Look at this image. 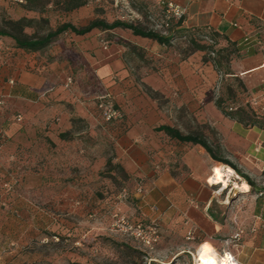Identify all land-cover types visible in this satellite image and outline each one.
<instances>
[{
    "label": "crops",
    "instance_id": "crops-1",
    "mask_svg": "<svg viewBox=\"0 0 264 264\" xmlns=\"http://www.w3.org/2000/svg\"><path fill=\"white\" fill-rule=\"evenodd\" d=\"M170 1L186 8L182 27L190 35L205 31L215 38L217 48L233 50L228 73L204 61L201 51L183 55L177 48L182 39L167 46L120 29L64 33L39 51L15 48L10 39L2 38L0 99L30 106L19 112L24 119L14 138L33 143L36 129L28 121L42 116L34 102L42 99L43 88L56 81L55 76L67 77L73 68H80L81 74L93 69L94 81L110 87L122 118L107 123L93 107L83 105L74 114L66 112V118L77 115L88 121L96 136L97 160L117 165L134 185L140 217L158 224L165 235L178 236L175 243L181 254L188 245L198 250L208 242L218 255L232 252L239 264H264V118L263 125L247 124L216 104L220 81L235 79L245 88L243 105L252 102L264 111V0ZM25 3L0 0V7L14 18L48 17L55 27L53 0L43 13L27 9ZM106 32L111 33L110 44ZM161 125L184 133H199L202 126L207 135L214 134L218 156L255 183L252 188L243 176L249 185L246 201L236 209L221 200L209 182L221 163L216 164L202 145L159 131ZM71 128L68 123L66 130Z\"/></svg>",
    "mask_w": 264,
    "mask_h": 264
},
{
    "label": "rangeland",
    "instance_id": "rangeland-1",
    "mask_svg": "<svg viewBox=\"0 0 264 264\" xmlns=\"http://www.w3.org/2000/svg\"><path fill=\"white\" fill-rule=\"evenodd\" d=\"M67 7L53 4L55 27L64 22L81 27L94 19L108 23L122 20L168 35L175 23L156 0H88L75 9ZM104 38L110 44L111 33L106 32ZM179 41L177 48L183 55L195 50L185 39ZM198 51L205 61L208 52ZM71 55L79 61L77 53ZM83 70L81 74L76 67L67 77L55 76L56 81L51 80L43 88L42 99L34 102L42 116L28 121L36 129L32 144L24 137L14 138L19 133L18 125L23 123L18 115L24 119L19 112L30 106L0 100L8 115L0 119V125L4 123L0 128V264H196L197 249L188 245L180 255L182 249L175 243L180 241L178 236L173 232L167 236L158 224L140 217L134 185L120 168L97 160L96 136L88 121L77 115L66 118V112L74 114L83 105L93 107L103 119L97 97L107 92L114 99L110 87L94 81L93 69ZM244 89L234 79L220 81L217 91L231 102L243 104L240 99ZM68 123L72 124L71 130H66ZM52 124L55 128L50 129ZM198 132L220 154L215 135H207L202 126ZM230 167L236 174L227 187L211 184L221 200L238 209L246 201V190L236 188L234 182H247ZM119 217L145 228L156 227L159 237L147 244L126 231L118 223Z\"/></svg>",
    "mask_w": 264,
    "mask_h": 264
},
{
    "label": "trees",
    "instance_id": "trees-1",
    "mask_svg": "<svg viewBox=\"0 0 264 264\" xmlns=\"http://www.w3.org/2000/svg\"><path fill=\"white\" fill-rule=\"evenodd\" d=\"M53 1L55 5H64L65 9L67 5L68 10L75 9L79 6L87 4L88 2V0ZM25 2L26 3L23 5L27 9L37 10L40 13H43L47 10L52 0H25ZM161 7L165 11V6L161 5ZM0 13V39L8 38L11 40L13 47L22 48L26 51H39L45 49L56 40H58V38L64 33L71 32L77 35H83L89 33L94 29L112 30L123 27L131 29L135 35L152 38L165 45L172 44L171 42L176 39H186L191 48L207 51L208 55H206L205 60H210L220 73L226 74L229 72L228 63L230 61V56L233 50L229 47L224 49L217 48L215 38L205 31L197 30L194 33L195 35H190L189 32L182 27L184 18L175 19V23L169 29L168 35H163L157 31L150 29L146 30L142 27L122 20H116L113 23H108L102 19H94L89 24L82 25L81 27H78L70 22H64L58 27H53L50 24V20L48 17L41 16L37 18L22 16L19 18H14L10 14V12L3 7H0ZM231 101L232 100H229V98L227 99L223 96H220L217 99L216 104L224 113L231 116L232 118L244 121L247 124L263 123H261V119L264 118V111H262L259 106L255 105L252 102L243 105ZM5 110V107L0 106V119L6 114ZM5 116L8 117V115ZM3 124L0 125V128L4 126ZM157 129L159 131H164L171 138L177 139L181 142L200 144L210 153L214 160H216L217 162H221L222 165H231L232 167H234V165H232V163H230L228 160L219 157L216 149H214L207 141V139L200 133H184L177 127H172L169 125H161ZM66 137H68V133H66ZM111 166H113L114 168H119L117 167V165ZM243 176L246 178L252 188H254L255 183L253 182V180L247 175Z\"/></svg>",
    "mask_w": 264,
    "mask_h": 264
},
{
    "label": "built area",
    "instance_id": "built-area-1",
    "mask_svg": "<svg viewBox=\"0 0 264 264\" xmlns=\"http://www.w3.org/2000/svg\"><path fill=\"white\" fill-rule=\"evenodd\" d=\"M21 3L25 2V0H15ZM161 5L165 6V13L168 19H181L186 15V8L177 5L175 2L170 0H161ZM71 80L70 78L68 79ZM98 108L101 112L103 120L107 123L113 122L115 120L122 118L121 110L116 106L114 99L111 97V93H105L97 97ZM264 108V103H263ZM18 119L21 120L22 116L18 115ZM118 223L126 230L131 231L137 237L144 240L147 244H151L152 241H155L159 237V232L156 227L145 228L143 224L137 223L132 224L127 221L124 217L118 218ZM238 233L234 239L239 237ZM227 243H231L229 240ZM222 259L227 258L229 262H234V264H239L235 255L230 251H224L221 254Z\"/></svg>",
    "mask_w": 264,
    "mask_h": 264
},
{
    "label": "bare ground",
    "instance_id": "bare-ground-1",
    "mask_svg": "<svg viewBox=\"0 0 264 264\" xmlns=\"http://www.w3.org/2000/svg\"><path fill=\"white\" fill-rule=\"evenodd\" d=\"M235 174L236 172L229 165H221L209 176V182L212 184L222 183L224 187H227L230 184L231 176ZM234 186L243 190L249 189V185L245 182L243 184L234 182ZM217 253L210 243L204 242L198 249L196 264H234L227 258L222 259L221 255Z\"/></svg>",
    "mask_w": 264,
    "mask_h": 264
}]
</instances>
